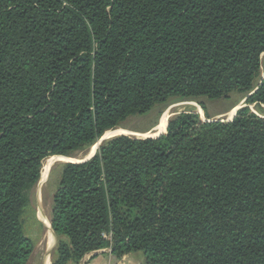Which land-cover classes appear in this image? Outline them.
I'll return each instance as SVG.
<instances>
[{
  "label": "trees",
  "instance_id": "trees-1",
  "mask_svg": "<svg viewBox=\"0 0 264 264\" xmlns=\"http://www.w3.org/2000/svg\"><path fill=\"white\" fill-rule=\"evenodd\" d=\"M264 0H0V264H28L44 160L171 96L264 106ZM259 81L257 82V80ZM52 264L109 247L142 264H264V117L181 113L68 161Z\"/></svg>",
  "mask_w": 264,
  "mask_h": 264
},
{
  "label": "rangeland",
  "instance_id": "rangeland-1",
  "mask_svg": "<svg viewBox=\"0 0 264 264\" xmlns=\"http://www.w3.org/2000/svg\"><path fill=\"white\" fill-rule=\"evenodd\" d=\"M262 69L264 70V52L262 53ZM258 81L259 79L257 82ZM247 97L248 95L242 92H233L229 97L217 100H211L205 96L195 98L171 96L166 101L155 105L149 112L142 115L131 116L119 126L108 130V132L93 145L74 151L66 156H55L63 157V159L58 160L44 176L41 174L40 181L32 190L31 207L25 215L27 234L35 243L34 251L28 264H43L45 256L47 255L49 226L44 220L40 207L44 209L46 214L48 213L47 215L50 218L53 196L59 186L64 165L69 160L81 161L86 159L95 149H98L104 141L115 136L128 135L135 138H143L149 134L161 133L162 131L160 128L163 125L165 127L167 122L169 125L171 119L181 113H197L203 120H230L232 114L237 109L239 110L248 105L253 112L264 117V106H259L256 103H247ZM232 110L234 111L233 113ZM117 129H122L124 131L120 133L117 132L116 134L115 131ZM52 241L53 244L57 245V236L54 233L51 235L50 243Z\"/></svg>",
  "mask_w": 264,
  "mask_h": 264
},
{
  "label": "crops",
  "instance_id": "crops-1",
  "mask_svg": "<svg viewBox=\"0 0 264 264\" xmlns=\"http://www.w3.org/2000/svg\"><path fill=\"white\" fill-rule=\"evenodd\" d=\"M50 225H51V219H50ZM52 232L54 233L53 230ZM55 247L56 244H53V241L49 243V245L47 244L48 252L47 255L45 256V260L48 257L50 259L51 264H52ZM143 260L144 257L142 253H133V254L129 253V254H124L122 256H117L114 253H112L109 247H106L86 253L79 264H142Z\"/></svg>",
  "mask_w": 264,
  "mask_h": 264
},
{
  "label": "bare ground",
  "instance_id": "bare-ground-1",
  "mask_svg": "<svg viewBox=\"0 0 264 264\" xmlns=\"http://www.w3.org/2000/svg\"><path fill=\"white\" fill-rule=\"evenodd\" d=\"M235 110V109H234ZM234 111L232 110V113H233ZM169 115V114H168ZM168 119H169V117H168ZM167 124H168V122L166 123V126L164 127V125L160 128V130L162 131V132H164L165 130H166V127H167ZM164 129V130H163ZM124 130H122V129H117L115 132H116V134H117V132L118 133H120V132H123ZM108 132V131H107ZM106 132V133H107ZM160 132V131H159ZM156 134H158V133H156ZM109 135V134H108ZM95 147V146H94ZM61 159H63V157H55V156H51V157H49V158H47V159H45V161H44V164H43V167H42V176H44L46 173H47V171L58 161V160H61ZM40 209H41V212H42V214H43V216H44V220L47 222V224H48V226H49V240H48V242L50 243V241H51V235H52V230H51V225H50V218H49V216L45 213V211H44V209L42 208V207H40ZM49 243H48V245H49ZM45 264H51V262H50V259L47 257L46 258V260H45Z\"/></svg>",
  "mask_w": 264,
  "mask_h": 264
},
{
  "label": "water",
  "instance_id": "water-1",
  "mask_svg": "<svg viewBox=\"0 0 264 264\" xmlns=\"http://www.w3.org/2000/svg\"><path fill=\"white\" fill-rule=\"evenodd\" d=\"M246 99H247V98H246ZM237 110H238V109H237ZM237 110L232 114L230 120L233 119V118L235 117ZM167 129H168V124H167L166 130H165L164 132H161V133H158V134H149V135L144 136L143 138H147V137H155V136H159V135H161V134H165V133L167 132ZM96 150H97V149H95V151H94L91 155H89L86 159H83V160H81V161H74V160H69V161H71V162H84V161H87L88 159H90V158L95 154ZM51 227H52V223H51ZM52 230H53V229H52Z\"/></svg>",
  "mask_w": 264,
  "mask_h": 264
}]
</instances>
